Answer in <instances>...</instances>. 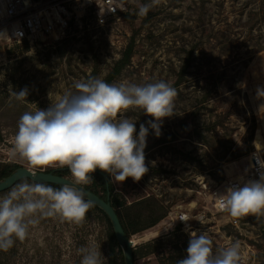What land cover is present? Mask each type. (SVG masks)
Returning a JSON list of instances; mask_svg holds the SVG:
<instances>
[{"label":"rangeland","instance_id":"obj_1","mask_svg":"<svg viewBox=\"0 0 264 264\" xmlns=\"http://www.w3.org/2000/svg\"><path fill=\"white\" fill-rule=\"evenodd\" d=\"M149 4L147 13L140 14V7ZM128 12L129 17L89 29L92 15L87 11L81 21L70 22L60 38L2 46L0 163L45 172L66 168H32L13 155L14 138L23 113L47 109L64 94L77 91V82L165 81L177 92L174 116L163 120L159 137L149 128L145 148L149 171L138 182L132 178L119 182L107 173L114 194L126 206L154 199L164 207L165 217L159 223L131 235L135 240L147 230L161 229V222L166 227L156 237L134 243L135 264H170L164 261L172 251L167 238L165 246L153 252L147 245L172 235L177 225H170L169 213L174 209H186L192 216L190 225H181L189 239L192 232L206 234L213 253L239 241V264H264V214L250 215L247 224L237 229L224 216L211 214L209 192L201 187L203 181L220 187L227 176L245 170L251 153L264 154V0H156L154 4L136 0ZM129 47V62L115 73ZM25 87L28 96L18 100L15 92ZM123 116L136 123L137 134L140 125L147 126L152 119L140 108ZM231 166L234 172L229 175ZM64 176L74 179L70 172ZM198 214H204V223L195 222ZM107 231L99 213L87 212L79 224L59 217L39 218L23 242L17 240L8 251H0V264H80V249L89 246L101 253L102 264L107 260Z\"/></svg>","mask_w":264,"mask_h":264},{"label":"clouds","instance_id":"obj_2","mask_svg":"<svg viewBox=\"0 0 264 264\" xmlns=\"http://www.w3.org/2000/svg\"><path fill=\"white\" fill-rule=\"evenodd\" d=\"M151 6L142 5L140 14ZM75 88L77 91L64 94L47 109L23 113L18 121L13 155L34 169L67 167L74 179L58 188L20 182L0 198V251H8L17 240L23 242L39 218L81 223L91 202L79 186L90 183L97 169L119 182L128 178L140 181L149 171L145 162L149 128L159 137L163 120L174 116L177 92L165 81L109 84L89 78L77 82ZM15 96L23 100L28 96L27 87ZM132 108L152 117L147 126L140 125L138 134L136 123L123 116ZM217 198L219 208L234 218L264 214V170L258 179L228 186ZM190 237L186 256L176 264H239V241L213 253L206 234L192 232ZM80 253V264H101V253L95 247H82Z\"/></svg>","mask_w":264,"mask_h":264},{"label":"built area","instance_id":"obj_3","mask_svg":"<svg viewBox=\"0 0 264 264\" xmlns=\"http://www.w3.org/2000/svg\"><path fill=\"white\" fill-rule=\"evenodd\" d=\"M136 0H79L71 5L69 0H0V49L5 44H34L44 38H60L65 35L70 22L81 21L88 11L92 21L88 28H103L112 21L120 20L130 10ZM264 170V154L253 152L248 157V165L239 174L227 176L219 187L214 182L201 183L203 191L209 192L210 212L213 216L221 215L235 228L247 224L250 215L234 218L219 208L217 195L235 183L248 179H258ZM170 225H190L192 216L186 209H174L169 213ZM204 214H198L196 223H204ZM184 220V221H182Z\"/></svg>","mask_w":264,"mask_h":264},{"label":"trees","instance_id":"obj_4","mask_svg":"<svg viewBox=\"0 0 264 264\" xmlns=\"http://www.w3.org/2000/svg\"><path fill=\"white\" fill-rule=\"evenodd\" d=\"M129 15L130 14L128 11L123 14V16L125 17H129ZM25 44L27 45L28 43L25 42ZM130 57L131 47L128 48L123 58L117 62V69L115 73L118 72L121 68H123L127 64V62H129ZM186 67L187 64L183 67V70H185ZM93 76H95V73L93 74ZM180 83L181 82H176V85H179ZM1 139L2 135L0 131V140ZM19 167L21 166L15 163H0V180L10 175ZM53 172L57 175L64 176L70 171L66 167L64 169ZM91 175L93 177L91 180V184L85 185V187L104 199H106L107 193L110 192L111 204L115 208L122 223V226L129 238L133 234L139 233L141 231H144L145 229L153 227L165 217L164 207L159 203V201H156L154 199H141L132 203L130 206H126V203L120 201L119 198L114 194L113 186L107 173H103L99 169H97V171ZM25 181L32 183V181L29 179H23L18 183ZM43 184L52 186L54 188L59 187L58 185L52 183ZM2 193L4 192H1L0 195ZM88 212L99 213L108 225L107 260L102 264H124L123 252L118 242L116 241L113 227L108 216L104 213V211H102L100 208L93 204H91V207L89 208ZM181 230L182 227L179 224L172 231V235H170L169 237H162L160 239L152 241V243H149L147 245V248L150 250V252H153L155 249H160L165 246V242L168 239V241L172 243V251L167 255V257L163 258L164 261L170 262V264H176L177 260L182 259L186 256V249L190 240ZM136 255L137 252L134 250V259ZM163 264H165V262Z\"/></svg>","mask_w":264,"mask_h":264},{"label":"water","instance_id":"obj_5","mask_svg":"<svg viewBox=\"0 0 264 264\" xmlns=\"http://www.w3.org/2000/svg\"><path fill=\"white\" fill-rule=\"evenodd\" d=\"M23 179H29L32 182L36 183H52L58 185L59 187L66 182L73 181L65 176L57 175L53 171H34L21 166L13 171L10 175L0 180V193L11 189ZM79 187L84 192L85 199L104 211V213L110 219L116 241L118 242L123 252L124 264H135L134 241L127 236L119 219V216L115 208L111 204L110 192L107 193V197L106 199H104L94 192L90 191L83 185H80Z\"/></svg>","mask_w":264,"mask_h":264},{"label":"bare ground","instance_id":"obj_6","mask_svg":"<svg viewBox=\"0 0 264 264\" xmlns=\"http://www.w3.org/2000/svg\"><path fill=\"white\" fill-rule=\"evenodd\" d=\"M234 172V168L231 166V168L229 167L227 169V173L230 175ZM159 227L161 226V229L158 230H147L145 232V234L142 237L136 238L134 241V243L136 244L138 241H145L148 240L150 238L156 237L157 235H159L162 231L166 230V227L164 225V222H161L159 225Z\"/></svg>","mask_w":264,"mask_h":264}]
</instances>
